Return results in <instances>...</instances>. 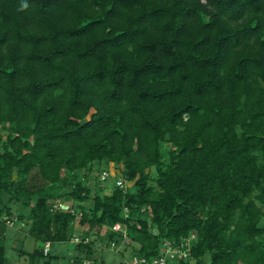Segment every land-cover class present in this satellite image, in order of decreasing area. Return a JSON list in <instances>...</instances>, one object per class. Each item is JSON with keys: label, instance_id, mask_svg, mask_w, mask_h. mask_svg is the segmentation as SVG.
Listing matches in <instances>:
<instances>
[{"label": "trees", "instance_id": "1", "mask_svg": "<svg viewBox=\"0 0 264 264\" xmlns=\"http://www.w3.org/2000/svg\"><path fill=\"white\" fill-rule=\"evenodd\" d=\"M96 162L136 191L92 197ZM9 220L28 264L75 221L108 245L120 222L148 257L195 234L180 264H264V0H0V264Z\"/></svg>", "mask_w": 264, "mask_h": 264}, {"label": "rangeland", "instance_id": "2", "mask_svg": "<svg viewBox=\"0 0 264 264\" xmlns=\"http://www.w3.org/2000/svg\"><path fill=\"white\" fill-rule=\"evenodd\" d=\"M108 167V171H110V175L107 180L100 181L101 173L103 169ZM121 167L123 165L120 164L116 165L114 163H110L108 165L105 162H96L93 167V173L89 177V184L92 188L91 196H95L97 194H109L115 189V185L119 176H121ZM84 171H81L83 174ZM127 189L130 191H136V187L134 186V182H127L126 183ZM64 203V205L72 204L76 205V202L72 198H67L65 200H59ZM91 203L90 201L86 204ZM26 226H23L20 223H16L14 226H9L7 230V256L10 260L11 264H28V256L22 253H19L21 249L25 250H32L35 246V240L31 237H28L27 231L25 229ZM153 231H157L155 227L152 228ZM22 231V232H21ZM106 231V227L97 233V230H89L86 226H81L78 221H75L71 232L79 235L81 237L86 235V232H89L90 239H97L98 238V260L94 263L101 262L102 264H127L126 258L129 257V254L133 252L132 247H128L126 250L122 252H117L116 250L112 249L110 245L107 244L106 240L100 239L103 232ZM16 233V234H15ZM137 245L136 242L132 243V246ZM131 246V245H130ZM75 242L65 241V242H53L51 244V256L48 257L50 259L51 264H73L71 259L72 256L76 253L75 250ZM208 259V256L205 257ZM93 263V264H94ZM43 264V262H41Z\"/></svg>", "mask_w": 264, "mask_h": 264}, {"label": "built area", "instance_id": "3", "mask_svg": "<svg viewBox=\"0 0 264 264\" xmlns=\"http://www.w3.org/2000/svg\"><path fill=\"white\" fill-rule=\"evenodd\" d=\"M110 175V171L105 170L101 174L102 180H107V178ZM127 181L123 178H119L117 180V185L120 187H125ZM66 206L62 201H56L53 205V210L65 208ZM127 211V210H126ZM8 224L10 226H14L15 222L12 220L8 221ZM110 230L114 232H122V241L120 243H117L116 241L111 242L110 247L117 252H122L123 250H126L128 246H130V239L127 235L126 227L118 222L111 228ZM108 228H106V231ZM103 232V234L106 233ZM196 238L195 234H192L191 236L187 238H183L179 242H175L172 240L166 239L163 242L161 253L157 256L148 257L140 254L131 253L129 254V257L126 258L127 264H180L182 261L188 260L190 258V251L191 246L193 243V240ZM90 238H86L83 240V238L79 235H75L73 237V242L79 243L82 241L88 242ZM51 249V243L46 242L44 245V253L48 254ZM94 262L92 260H85L84 264H93ZM95 264V263H94ZM100 264V263H98Z\"/></svg>", "mask_w": 264, "mask_h": 264}, {"label": "clouds", "instance_id": "4", "mask_svg": "<svg viewBox=\"0 0 264 264\" xmlns=\"http://www.w3.org/2000/svg\"><path fill=\"white\" fill-rule=\"evenodd\" d=\"M27 7H28L27 3L22 4V8H27Z\"/></svg>", "mask_w": 264, "mask_h": 264}, {"label": "crops", "instance_id": "5", "mask_svg": "<svg viewBox=\"0 0 264 264\" xmlns=\"http://www.w3.org/2000/svg\"><path fill=\"white\" fill-rule=\"evenodd\" d=\"M22 232V231H21ZM16 234V233H15ZM28 237H30V236H28ZM32 238V237H31ZM35 243H36V241H35ZM34 248V247H33ZM25 250V249H24ZM50 251H51V249H50ZM20 253V252H19ZM93 261V260H92Z\"/></svg>", "mask_w": 264, "mask_h": 264}]
</instances>
